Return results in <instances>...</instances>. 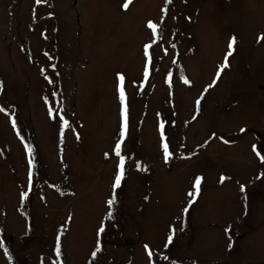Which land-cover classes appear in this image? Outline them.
I'll list each match as a JSON object with an SVG mask.
<instances>
[{
  "label": "rangeland",
  "instance_id": "1",
  "mask_svg": "<svg viewBox=\"0 0 264 264\" xmlns=\"http://www.w3.org/2000/svg\"><path fill=\"white\" fill-rule=\"evenodd\" d=\"M124 2L0 0V264H264V0Z\"/></svg>",
  "mask_w": 264,
  "mask_h": 264
},
{
  "label": "snow or ice",
  "instance_id": "2",
  "mask_svg": "<svg viewBox=\"0 0 264 264\" xmlns=\"http://www.w3.org/2000/svg\"><path fill=\"white\" fill-rule=\"evenodd\" d=\"M41 2V0H37V3L39 4ZM132 0H125V2L123 3L122 7L127 10V8L129 7V4H131ZM168 2L170 3L171 0H168ZM147 27L151 30L152 32V36H153V43L156 42V37L158 35V25L153 23V22H149L147 24ZM236 44V38L233 37L229 43H228V51L226 52L225 56H224V59H223V62L218 66V69L216 71V75H215V78L212 82L211 85H209L208 87L211 88L213 87L217 80L220 79L221 77V74L222 72L227 69L228 67H230V64H229V57L233 55V51H234V46ZM152 47L151 44H147L144 46V55L146 58H148V62L145 64V67H144V80L146 81L148 79V76H149V64L151 63V57H150V54H149V49ZM118 80H119V87H118V92H119V99H120V103H121V120H122V123H121V131H120V140L116 143L115 145V149H114V152H115V155L119 158V164L117 166V173H116V176H115V181H114V184H113V197L112 199H110L107 203H108V206L109 208L111 209V207L114 205L115 201H116V196H115V189L119 188L120 187V184H121V181L122 179L124 178L125 176V157L121 155V145L124 141V138H125V134H126V131H127V106H126V103H125V91H124V87H123V83H124V77L123 76H118ZM185 84H188L189 81L187 79H185L183 81ZM205 91H207V89H205ZM196 105H197V109L199 110V105H200V99H198L196 101ZM0 111H2V109H0ZM51 109L49 110V115H51ZM61 120H62V129L63 128H66V127H69L68 125V122L67 121H64L63 120V117H61ZM12 125L13 127L15 128V121H12ZM163 124L160 125V129H161V140L163 141L164 140V133H163ZM241 131H244V129H241ZM162 148H163V152H164V157H165V160L167 161V159L169 158L170 156V153H169V147H168V144L167 143H163L162 144ZM26 150L28 152L29 155H31V152H32V149L31 147L29 146H26ZM255 151V147L253 149ZM259 155V153H258ZM262 160H264V157H262ZM31 167H32V162L31 160H29V181H31V176H32V173H31ZM139 167V165H138ZM224 178L222 177L221 178V182H223ZM200 183H201V178L200 177H197L196 180H195V183H194V192H190L188 195L191 197L190 201H189V207L191 206L192 203L195 202V199H196V196L198 195L199 193V189H200ZM241 191L243 192L244 191V186H241ZM27 196V193H22V199L25 198ZM189 210L188 207L184 208L183 209V212L184 213H187ZM111 212H109V218H111ZM104 231V228L103 226L100 227L99 229V232H103ZM226 232H228L229 230L226 229L225 230ZM173 242V235L170 233L168 238H167V243L165 245V247L168 246V244H171ZM4 247V244L3 242H0V248ZM147 248V246H146ZM232 248V244L230 243L229 244V249ZM57 254H59V250H60V238L59 236L57 237ZM100 251V247H99V244L96 248V251L93 252V256L96 255V252H99ZM149 256L152 255L151 252L148 253ZM165 259H167V257H165Z\"/></svg>",
  "mask_w": 264,
  "mask_h": 264
}]
</instances>
